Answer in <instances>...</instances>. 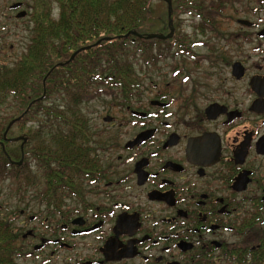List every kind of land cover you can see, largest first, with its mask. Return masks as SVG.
Returning a JSON list of instances; mask_svg holds the SVG:
<instances>
[{
	"label": "flooded vegetation",
	"instance_id": "af4514ba",
	"mask_svg": "<svg viewBox=\"0 0 264 264\" xmlns=\"http://www.w3.org/2000/svg\"><path fill=\"white\" fill-rule=\"evenodd\" d=\"M184 4L192 33L170 36L145 62L170 60V74L106 81L98 96L120 115L102 121L114 130L87 111L83 162L40 157L41 206L28 215L40 226L20 228L25 260L237 264L264 238V0H246L235 20L231 0ZM22 136V162L11 163L29 169ZM12 139H0L4 152Z\"/></svg>",
	"mask_w": 264,
	"mask_h": 264
},
{
	"label": "trees",
	"instance_id": "16d2710c",
	"mask_svg": "<svg viewBox=\"0 0 264 264\" xmlns=\"http://www.w3.org/2000/svg\"><path fill=\"white\" fill-rule=\"evenodd\" d=\"M175 4L177 11L183 0ZM151 7V0H30L25 51L12 66L0 65V105L11 98L21 105L18 116H23L15 125L27 136L26 146L32 149L34 160L42 161L44 153L48 165L57 156L77 166L83 162L80 152L85 144L81 141L88 135L82 103L99 98L98 90L107 82L119 85L127 81L124 77L132 74L138 52L139 58L150 62L155 50H163L160 45L168 43L162 38L126 36L131 31L144 34L151 30ZM98 40L101 42L96 44ZM6 127L0 124V139ZM59 147L71 150L62 154ZM8 155L0 148V180L12 179L18 194L25 190L24 182L31 184L39 195L38 176L11 163L21 159L22 150ZM73 155L79 159L72 161ZM47 170V178L54 184L55 171L50 166ZM17 219L15 211L0 207V264H20L19 258L25 254ZM237 264H264V238L249 243L248 258L238 259Z\"/></svg>",
	"mask_w": 264,
	"mask_h": 264
},
{
	"label": "rangeland",
	"instance_id": "374dc122",
	"mask_svg": "<svg viewBox=\"0 0 264 264\" xmlns=\"http://www.w3.org/2000/svg\"><path fill=\"white\" fill-rule=\"evenodd\" d=\"M17 0H0V65H10L18 60L21 55L24 53L25 48L28 43V31L26 29L27 24L29 23V16L24 19L16 18L17 11L9 8L11 4L16 2ZM24 3L23 9L28 10V3L30 0H21ZM172 6L171 19L172 24L169 26V5L167 0H151L152 5V28L151 30L142 34L143 36L149 34H159V35H168L173 30V34L171 36L178 35L181 33H192V17L184 13L187 8L183 6L175 11V1L169 0ZM235 1V2H234ZM229 8L227 9L230 12V15L233 17V20L237 18H243L245 16L244 13L240 14L238 12H233V10H237L240 6H243L246 3V0H231ZM185 5V4H184ZM54 15H56L57 11H54ZM235 23H232L234 25ZM137 32V31H136ZM139 33V32H138ZM140 34V33H139ZM165 39V38H163ZM168 39V38H167ZM136 59L132 61L134 65L132 70H135L136 74L145 75L147 77H155V76H167L170 74L168 66L172 63L170 60H165L164 58H160L161 62L156 67H149L145 65L146 60L139 58L140 52ZM164 59V60H163ZM99 98H94L88 102L82 103V110L84 113L89 111L90 116L93 118V122L95 126H104L109 128V132L114 130L109 124H104L102 121L103 117L106 115H120L117 107H112L110 103H112L111 97L109 95H101ZM112 107V108H111ZM21 105L15 102L12 98L9 99L8 103L5 106L0 105V124H5L8 126L11 117H16L20 114ZM31 123L27 125L29 127ZM110 135V133H109ZM8 136L12 138H16L22 136V132L17 125L12 126V128L8 131ZM108 138V134L107 137ZM21 141H12L9 142V145L5 147V152L10 154L12 152H20L21 149ZM25 150L28 149L30 152L29 161L32 166L27 168V171L31 172L32 175H37L39 178V182H42V185L38 184V187L41 188L44 185V182L41 178V171L39 168V163L37 159L34 160V157L31 153L32 149L30 146H25ZM26 161V159H25ZM16 162L21 163L22 159H16ZM24 191L18 194L15 192L16 185H14L12 179L8 178L6 180H0V207H6L9 211L16 212L18 214V219L15 222V225L22 230H26L27 228H32L34 226H40V222L30 223L28 222V215L37 214L41 206V202L39 201V195H35L34 191H36L37 187L34 188L31 184L23 183ZM25 213L26 216L21 215V210L27 208ZM40 220V219H38ZM34 224V225H33ZM35 228V227H34ZM20 264H39V261L36 259L34 261L25 260V256L19 258Z\"/></svg>",
	"mask_w": 264,
	"mask_h": 264
},
{
	"label": "water",
	"instance_id": "95a60500",
	"mask_svg": "<svg viewBox=\"0 0 264 264\" xmlns=\"http://www.w3.org/2000/svg\"><path fill=\"white\" fill-rule=\"evenodd\" d=\"M167 2H168V5H169V26H171V24H172V19H171V13H172V6H171V2L169 1V0H167ZM21 4H22V2H15V3H13L11 6H10V8L11 9H16V8H18V7H20L21 6ZM26 14H27V11L26 10H21L20 12H18L17 13V17L18 18H22V17H25L26 16ZM130 34H134V35H138V36H140V37H142L143 35L142 34H139L138 32H136V31H131V32H129L126 36H129ZM173 34V30L171 31V33L170 34H168V35H159V34H149V35H146V38H165V39H167L168 37H170L171 35ZM103 39H106V38H103ZM102 40V39H101ZM101 40H98L97 42H96V44H98V43H100L101 42ZM77 53V51L73 54V56H72V58H74V56H75V54ZM71 58V59H72ZM22 116H23V114L21 115V116H19V117H17V118H15V119H13L9 124H8V126H7V128H6V130H5V133H4V137L5 138H7V134H8V131L10 130V128L13 126V124L16 122V121H18V120H20L21 118H22ZM20 139H26L25 137H23V136H19V137H16V138H13V140H20Z\"/></svg>",
	"mask_w": 264,
	"mask_h": 264
}]
</instances>
